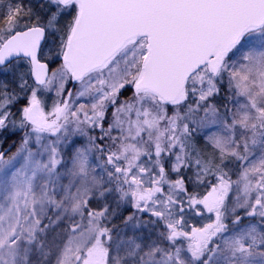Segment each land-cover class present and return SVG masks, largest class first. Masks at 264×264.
<instances>
[{
    "label": "rangeland",
    "instance_id": "obj_1",
    "mask_svg": "<svg viewBox=\"0 0 264 264\" xmlns=\"http://www.w3.org/2000/svg\"><path fill=\"white\" fill-rule=\"evenodd\" d=\"M48 12V4L45 12H36L41 24L49 25ZM72 17L71 10L62 15L63 30ZM56 32L55 26L48 29L41 55L51 65L58 60ZM145 47V41L139 42L107 72L90 78L72 96L59 128L48 134L31 130L0 166V264H97L90 254L93 248L111 251L108 264H262L261 257L264 264V74L251 65L264 70V49L247 64L248 72L259 76V92L247 94L244 82L249 76L229 68L230 60L218 79L205 71L196 74L190 84L196 93L194 103L183 114L173 115L151 99L133 107L121 97L140 68ZM30 75L27 62L20 61L0 73V86L8 90L17 79L28 102L59 101L48 112L41 105L51 117L65 98L60 99L64 73L56 67L41 89L33 87ZM223 86L228 92V116L210 102ZM244 110L252 113L251 125L250 118L242 117ZM103 123L109 124L105 130ZM190 132L207 144L195 145L200 160L194 163L196 183L208 185L204 169L208 167L203 163H227L226 158L241 161L232 183L221 186L226 175L221 171L222 177L213 181L221 198L210 194L206 213L191 210V201L171 191L165 203L156 200L157 206L145 211L141 199L137 201L138 179L161 192L154 159L150 162L148 157L168 156L170 175L177 176L186 163ZM142 164H146L144 176L134 172ZM185 209L206 218L194 222ZM239 218L240 223L230 225ZM118 220L121 228L110 233L111 238L107 232ZM210 224L215 230L211 241H199ZM192 232L197 233L193 244L178 240Z\"/></svg>",
    "mask_w": 264,
    "mask_h": 264
},
{
    "label": "water",
    "instance_id": "obj_2",
    "mask_svg": "<svg viewBox=\"0 0 264 264\" xmlns=\"http://www.w3.org/2000/svg\"><path fill=\"white\" fill-rule=\"evenodd\" d=\"M56 2L63 8H77L61 56L73 86L107 70L123 52L146 39L147 53L132 89L136 97L149 96L169 107L188 101V83L200 69L218 77L244 38L264 28V0ZM45 40L42 28L14 34L0 48V69L17 59H28L33 82L45 85L50 68L39 61ZM69 96L53 121L45 119L37 103L31 105L28 125L46 131L55 128ZM8 151L0 154V164Z\"/></svg>",
    "mask_w": 264,
    "mask_h": 264
},
{
    "label": "trees",
    "instance_id": "obj_3",
    "mask_svg": "<svg viewBox=\"0 0 264 264\" xmlns=\"http://www.w3.org/2000/svg\"><path fill=\"white\" fill-rule=\"evenodd\" d=\"M31 4V5H30ZM50 6V12L47 13V18L49 19L50 23L49 25L41 24L37 20V16L35 15L37 11L42 10V12H45L46 5ZM30 8L33 9L31 13H28ZM72 14H73V10ZM63 11L54 3L53 0H0V46L1 44L11 35V30L16 28L15 30H20L25 27H31L34 25H42L47 30L50 27L55 26V30L57 31V40L59 44V53L61 51L62 45L64 43L70 22L66 23L68 24L63 30L62 24H59V21L62 17ZM63 22V21H61ZM17 80V79H16ZM16 80L13 82L12 86L8 90H3L0 86V153L4 151L7 148H11V152L8 154L7 157H10L12 153L15 151L17 146L22 142L25 134L28 133L30 128L26 127V124L23 122V116L24 111L29 106L30 102H28L27 96H24L22 94V91L20 90L18 84L16 83ZM64 89L62 90V94L60 96V99H62L63 96L66 97L71 84L68 81L67 78L64 80ZM1 83V78H0ZM190 95L195 97L194 92L190 91ZM121 97H123L130 104H132L134 107H137L138 104L136 103L135 99L132 96V91L130 87L126 88L122 93ZM63 101V99H62ZM61 101V103H62ZM210 102H214L216 104V109L219 110V112H222L225 116H228V92L226 91L225 86H223L220 91L215 94ZM59 101L51 100L50 98H46L41 101V105H43L46 112L48 110H51L52 107H54L56 104H58ZM60 103V104H61ZM171 114H176L174 111H168ZM183 112V111H180ZM112 110L109 112V116L111 115ZM47 115V114H46ZM180 115V113L178 114ZM49 117V116H48ZM103 122V121H102ZM101 127L103 130L105 128L109 127V124L103 123L101 124ZM107 134V132H105ZM103 140V137L101 138V141ZM196 143L200 145H205L203 142V139L198 136L195 132H190L188 136V142H187V161L184 166V172H183V178L182 180H178L177 176H171L167 172V163H168V156H164L163 158L159 159V163H155V167L158 169L159 166L161 167V171L163 169V189H170L171 191H181V193L184 194V196L191 201L190 206L195 209L197 207L206 210V208H203V201L205 199V196L208 195L210 192H215L218 194V188L219 185L213 184V181H216L217 179L221 178L222 175H219L221 171H223V174H226L223 177V183L221 186H226L230 183H232L234 175L236 171L238 170V165L241 164V161L233 162L230 165L232 171L229 172L226 166L230 164V160L227 163L218 162L215 161L212 164L207 165L209 167L208 169L211 170V173L207 176L206 182L208 183L207 187L205 185L203 186L201 182L196 183V172L194 167V163L197 159H199V156L197 155L196 151ZM169 149L166 150V153L170 154ZM160 164V165H159ZM205 164V163H203ZM127 176H130V172L126 173ZM229 177H231L229 179ZM167 178V180H166ZM170 178V179H168ZM182 183V186H178V183ZM168 186V187H167ZM170 187V188H169ZM138 197L137 201L141 199V202L143 203V206H148L153 203L154 196L152 193L150 194V191L144 187V185L137 183L136 186ZM219 195V194H218ZM219 195V199H220ZM189 211V209H185ZM215 223L217 224V213L215 214ZM240 218L237 221L230 222V225H233L235 223H240ZM229 223V221H227ZM168 226V225H167ZM212 227H214L213 224H211ZM120 227V221H115L111 226L110 230H113L115 232ZM176 229V227H175ZM264 231V227H262V230ZM260 232V231H259ZM197 235V233L193 234L191 238L195 239L194 237ZM205 235L203 233V236L199 238V241H203ZM186 238V237H185ZM228 238V237H226ZM233 241H237L238 238L236 236H232L231 238ZM211 241V238L207 239V242L209 243ZM222 244V243H221ZM219 244L217 246L220 247ZM217 248L214 250V252L217 250ZM213 254V253H212ZM257 257V256H256ZM107 258L106 252L98 251L97 252V260L103 264L105 263ZM263 259L261 258V262L263 264Z\"/></svg>",
    "mask_w": 264,
    "mask_h": 264
},
{
    "label": "bare ground",
    "instance_id": "obj_4",
    "mask_svg": "<svg viewBox=\"0 0 264 264\" xmlns=\"http://www.w3.org/2000/svg\"><path fill=\"white\" fill-rule=\"evenodd\" d=\"M32 11H33V9L30 8L28 13H31ZM251 40H253L255 42V45L246 44L244 47L240 48L234 54L233 60H232L231 64L229 65V68H230V66H234L235 70L237 72H239V74L241 76H243V75L249 76V77L245 76L246 80L244 82L245 83L244 86H246V92L248 95L250 93H254V91L255 92L260 91L259 86H258V82H260V79L258 78L259 76L252 75V74H250V72H248V69L250 68V66L247 64L249 62L245 63L242 67H239V62L242 60L244 61V60L252 59L254 57L255 53L259 52L262 48L264 49V33L262 35H259V36L251 37ZM254 48H256V49H254ZM263 49L261 52H263ZM261 62H264V60H262ZM251 65L253 66V68L255 70H258L259 72L264 74L263 68H261L259 66H254L253 64H251ZM263 67H264V64H263ZM257 74H259V73H257Z\"/></svg>",
    "mask_w": 264,
    "mask_h": 264
}]
</instances>
